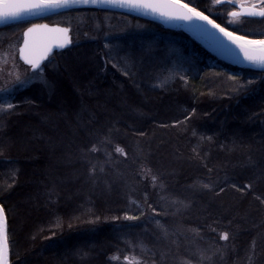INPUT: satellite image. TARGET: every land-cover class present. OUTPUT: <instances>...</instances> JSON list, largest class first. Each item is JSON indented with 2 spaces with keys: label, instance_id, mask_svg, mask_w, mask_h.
<instances>
[{
  "label": "trees",
  "instance_id": "16d2710c",
  "mask_svg": "<svg viewBox=\"0 0 264 264\" xmlns=\"http://www.w3.org/2000/svg\"><path fill=\"white\" fill-rule=\"evenodd\" d=\"M180 1L264 39V18L231 27L229 3ZM42 21L73 46L37 74L15 57L31 80L0 93L10 263L264 264V70L94 7L1 27L0 62Z\"/></svg>",
  "mask_w": 264,
  "mask_h": 264
},
{
  "label": "snow or ice",
  "instance_id": "6c2138e0",
  "mask_svg": "<svg viewBox=\"0 0 264 264\" xmlns=\"http://www.w3.org/2000/svg\"><path fill=\"white\" fill-rule=\"evenodd\" d=\"M217 3L220 0H216ZM110 4L116 7H126L135 10H148L152 13H158L163 17L170 19H184L189 21H204L211 25L213 28L218 29L220 33H223L225 37L233 44L239 46L243 51L244 56L255 65L259 66L264 70V56L256 57L249 54L250 46H259L262 52H264V39L261 40H250L246 36L236 35L234 32L228 31L227 28L221 27L220 24L216 23L215 20L211 19L209 16L205 15L204 12L198 11L196 8L190 7L188 4H183L180 0H0V23H6L9 20L21 21L28 16H43L47 13H56L62 9L72 8L76 4ZM241 14H246L252 17L264 18V0H254V3L249 5L248 9H245L242 13L232 12L230 15L237 16ZM39 30H46L52 33H64L65 36L69 29L60 28L59 26L50 27L47 24H33L25 32V36H29L34 32ZM65 43H71L70 39L65 38L64 43L59 46L64 47ZM27 47V40H25V48ZM51 49L45 50V52L38 58L33 59L25 54L24 48L20 49L22 59L30 66L33 74H37L43 71L42 62L47 59L48 52ZM127 75V73H125ZM168 78L166 77L159 84L160 87H164V84ZM17 81L20 84L26 81H21L17 77ZM0 91L7 92V89ZM13 108V105L9 102L7 103V109ZM194 111V110H193ZM185 119H188L186 116ZM195 134V133H194ZM210 139V137L208 138ZM91 151L95 152L97 149L93 147ZM115 152L120 153L122 157H127V153L123 148L117 146ZM93 172L96 170V166L93 165ZM103 171V168L100 169ZM157 177L152 176V181L155 183ZM204 187H209V185H204ZM235 187V185H233ZM245 187L251 188L252 186L246 185ZM223 191V189H221ZM155 211V209H153ZM221 238L224 240L228 239V233L224 232L221 234ZM10 254V242H9V232L7 225V217L4 213V206L0 204V264H10L9 261Z\"/></svg>",
  "mask_w": 264,
  "mask_h": 264
},
{
  "label": "water",
  "instance_id": "95a60500",
  "mask_svg": "<svg viewBox=\"0 0 264 264\" xmlns=\"http://www.w3.org/2000/svg\"><path fill=\"white\" fill-rule=\"evenodd\" d=\"M183 4H186L182 1H180ZM221 4L230 3L233 7H235L237 10L234 12L242 13L245 9H248L249 6H243L239 5L233 2H230L228 0H221ZM79 7H94V8H101L106 10H112L116 12H120L123 14H128L135 16L137 18L151 21V22H157L161 24L165 29L173 31V32H179L184 31L188 34H190L192 37H194L196 40H198L200 43H202L209 51H211L214 55L217 57L232 62L236 65L247 67V68H254V69H261L259 66L255 65L253 62L249 61L245 56L243 51L239 48L238 45L233 44L231 41L227 39L223 35V33H220L218 29L213 28L211 25L207 24L204 21H189L184 19H170L167 17H163L158 13H152L148 10H135L130 9L126 7H116L110 4H76L72 8L69 9H62L59 12L56 13H47L43 16H28L25 17L21 21H12L9 20L6 23H0V28L17 22L22 21H40L44 20L50 16L58 15L63 12L76 9ZM191 7V6H190ZM232 16V15H231ZM241 17L246 18H261V17H252L248 16L246 14L237 15ZM232 16V17H237ZM33 24H47L50 27H56L59 26L60 28H67L69 29L68 33H52L48 32L46 30H39L37 32L32 33L29 36H25V32L29 27H32ZM27 27L23 34H22V40L18 47V59L19 61L26 67L30 69V66L22 59L20 49L24 48V52L26 55H28L30 58L38 59L47 49H51V51L48 52L47 59L43 60L42 62V68L43 66L48 62V60L55 55L56 53L64 52L73 46V36H72V29L68 26H64L61 24H50L48 22L42 21V22H36ZM240 36V35H239ZM70 39L71 43H65L64 47H60L59 45L61 43H64L65 38ZM249 39V38H248ZM25 40H27V47L25 48ZM255 40V39H250ZM249 54L261 57L264 56V52L261 51L259 46H250L249 47ZM31 70V69H30ZM32 72V71H31ZM5 213V210H4ZM6 215V213H5ZM7 217V216H6ZM8 225V222H7ZM9 261H10V254H9ZM11 264V263H10Z\"/></svg>",
  "mask_w": 264,
  "mask_h": 264
},
{
  "label": "rangeland",
  "instance_id": "374dc122",
  "mask_svg": "<svg viewBox=\"0 0 264 264\" xmlns=\"http://www.w3.org/2000/svg\"><path fill=\"white\" fill-rule=\"evenodd\" d=\"M228 1L239 4V5H243V6H249L251 3H254V0H228ZM219 5H221L220 2L217 3L216 0H210L211 15L217 14L218 12L217 8ZM232 7L229 9L227 13V17H228L227 24L231 27L238 28L244 23V17H241V16L232 17L230 13L237 10L235 7L233 8ZM18 47L16 49V52H14V50L10 51L9 53L6 54V57L0 62V89L6 85H7L6 87H8L7 90L11 88L13 85H19L20 83H18L17 77H19L21 81H26L25 84L31 80L32 74L27 73V70L21 67L20 64L15 60V57L16 59L18 58ZM6 87L3 89H6ZM0 93L4 94L5 92L0 91Z\"/></svg>",
  "mask_w": 264,
  "mask_h": 264
}]
</instances>
